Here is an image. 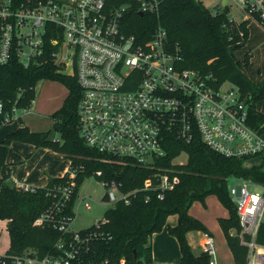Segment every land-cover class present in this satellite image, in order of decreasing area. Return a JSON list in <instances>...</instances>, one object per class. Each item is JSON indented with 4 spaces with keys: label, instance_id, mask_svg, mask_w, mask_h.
<instances>
[{
    "label": "built area",
    "instance_id": "built-area-1",
    "mask_svg": "<svg viewBox=\"0 0 264 264\" xmlns=\"http://www.w3.org/2000/svg\"><path fill=\"white\" fill-rule=\"evenodd\" d=\"M229 3L238 9L240 21L255 22L263 28L264 0H223L222 6L228 8ZM134 11L140 16L158 17L160 2L0 0V69L12 59L25 68L40 64L45 38L50 35L49 43L55 47L50 59L73 75L80 88L79 136L87 147L118 161L155 167L166 156L170 138L183 144L197 138L227 158L263 156L264 131L252 125L249 104L239 89L229 82L215 83L211 74L181 68L180 57L169 48L167 32L160 24L150 29L144 41L129 35L127 19ZM16 103L7 105L0 99V127L17 123L27 110ZM162 169L154 174L156 184L146 179L140 190L155 191L159 199L172 190L178 179L171 169ZM68 177L66 185L53 188L52 207L34 225L52 223L62 234H71L69 238L59 239L54 252L42 258L26 250L21 255H0V264H96L81 259V251H87L94 235L71 231L72 219L57 215L75 186V171ZM101 184L104 202L111 206L118 201L127 204L135 192H121V185L115 181ZM14 185L22 191L33 190L24 184ZM250 185L260 191L251 192ZM227 190L240 226L239 232L231 231V235L247 248L246 264H264V245L256 241L258 228L264 223V186L227 179ZM85 199L83 196L81 204L89 210ZM99 223L104 219L96 225ZM201 247L209 256L208 264H218L209 235L204 234Z\"/></svg>",
    "mask_w": 264,
    "mask_h": 264
},
{
    "label": "trees",
    "instance_id": "trees-1",
    "mask_svg": "<svg viewBox=\"0 0 264 264\" xmlns=\"http://www.w3.org/2000/svg\"><path fill=\"white\" fill-rule=\"evenodd\" d=\"M116 4L120 1H114ZM158 17L132 12L127 19V33L136 40L149 38V31L160 24L167 32L169 48L180 57V66L211 74L214 82H229L235 85L249 104V114L254 128L264 131V114L257 112L255 104L264 96V76L255 83L241 71L246 67L250 53L246 52L242 62L236 60L234 51L243 47L248 39L249 21H235L228 17L225 6L213 12L197 0H159ZM264 28V26H263ZM50 35L44 41V54L38 61L23 67L17 59L0 69V99L7 105L14 104L21 93L24 97L16 106L29 109L35 97V87L39 81L50 80L61 83L68 91L62 106L55 111L52 130L35 133L20 125L7 134L0 142V220L7 221L6 230L10 240L9 255H21L26 250L38 258L54 252L59 239L69 238L62 234L52 223L44 222L35 226L34 221L55 201L52 190L55 186L66 185L69 172L75 171L72 195L61 212L62 217H74L73 206L77 197L78 184L88 176L98 181H115L121 185V192L130 193L128 203L118 201L104 212V223L92 225L78 231L83 235L92 233L87 251H81L83 263L100 264H152L150 238L166 228L167 233L176 239L179 251V264H208L209 256L200 252L195 255L188 244L187 233L206 232L203 224L192 217L188 210L193 201L205 206L204 199L214 195L228 211L227 218H219L218 225L223 233L227 247L232 255L233 264H246L247 248L240 244L236 235L239 232V219L228 190L227 179L250 181L264 186L262 166L245 167L248 158H227L195 138L189 144L179 143L170 138L166 156L157 161L155 167H142L130 161H118L99 154L87 147L78 134L77 105L80 88L73 75L63 72L59 64L50 59L55 50L49 43ZM12 141L32 144L35 148L51 149L69 160L67 173L61 178H52L44 188L22 191L8 182L10 169L6 164L8 148ZM181 154L186 155L184 163L174 160ZM171 169L178 184L166 191L162 199L155 191H142L146 179L156 180L158 169ZM161 170V171H162ZM106 201L104 197L102 199ZM177 216L175 226L166 225L167 217ZM256 241L264 245V223L260 224ZM7 263V262H6Z\"/></svg>",
    "mask_w": 264,
    "mask_h": 264
},
{
    "label": "rangeland",
    "instance_id": "rangeland-1",
    "mask_svg": "<svg viewBox=\"0 0 264 264\" xmlns=\"http://www.w3.org/2000/svg\"><path fill=\"white\" fill-rule=\"evenodd\" d=\"M201 1L207 8L214 10L216 8H223L222 1L223 0H197ZM228 17L235 18L237 22L241 19V14L238 9L235 8L231 3L228 4ZM248 39L245 45L234 51V56L236 60L242 62L243 56L246 52L250 53V58L246 67H241V71L250 79L252 82L257 79L259 75L264 73V28H262L259 24L255 22H250V28L248 33ZM67 89L59 82L50 81V80H42L39 81L35 87V97L34 101L30 106V114L25 116L20 123L24 127H27L29 131L35 133L49 132L51 137L58 138L57 134H55L52 130L53 120L51 115L61 108L62 103L64 101L63 97L66 95ZM255 107L262 113H264V97L256 102ZM19 124H9L6 126L0 127V142L5 138L7 134L14 132L19 126ZM18 146H22L18 147ZM35 149L32 144L12 141L9 145V159H14L16 155L20 154L24 150ZM39 149V148H38ZM48 149V148H44ZM51 152L57 153L51 149H48ZM59 154V153H57ZM66 160V158H64ZM253 160L257 159L253 163H257L260 160L261 166L264 169V155L252 158ZM47 160L45 158L41 163H44ZM177 163H184L186 161V155L181 154L175 160ZM263 163V164H262ZM251 164V162H249ZM248 189L251 192H259L260 189L248 186ZM105 195V188L102 186L101 182L92 176H88L83 178L78 184L77 197L74 202L73 212L74 217L70 223L71 231H80L82 229H86L92 225H96V223L100 220H103L104 212L111 207L110 203L104 202L102 199ZM83 196H86L85 200H88L90 203V209L86 210L83 208L81 204V199ZM218 201V200H217ZM220 207L226 211V209L218 202ZM214 205H211V207ZM205 206L199 201H193L190 205L192 211L198 213V216H202L204 213L201 209H204ZM205 210V209H204ZM206 209L205 211H207ZM189 242L195 247V252L199 250L198 243L201 239L200 235L196 232L191 233L188 236ZM10 246V240L8 233L6 231V225L4 222L0 221V255L7 254V251Z\"/></svg>",
    "mask_w": 264,
    "mask_h": 264
},
{
    "label": "crops",
    "instance_id": "crops-1",
    "mask_svg": "<svg viewBox=\"0 0 264 264\" xmlns=\"http://www.w3.org/2000/svg\"><path fill=\"white\" fill-rule=\"evenodd\" d=\"M249 28H250V23L248 24V32H249ZM263 76L264 73L259 75L257 79L253 82L255 83L259 82L263 78ZM67 93L68 91H66V95ZM65 97H63V99H65ZM255 109L257 110V112L262 113L258 110V108L255 107ZM29 111L30 108L27 109L22 114L21 120H23L25 116L30 114ZM14 124H19V123L17 122ZM18 147L22 148V146H18ZM31 149L32 147H30V149L27 148V150H24L22 152L20 150L19 155H16L14 159L12 158L9 159L10 152L8 148L6 164L9 166L10 169V178L8 180L9 183L24 184L28 187H33V188H44L48 185L50 179L61 178L67 173L70 162L67 159L65 160L62 155L51 152L48 149H44V148H39V149L35 148L33 150ZM45 158H47V160L49 159L53 160V163H51V161L50 162L46 161L44 163H41ZM256 160L248 159L244 162L243 165L245 167L261 166L262 160H260L257 163H253ZM249 162H251V164H249ZM204 203H205L204 209L205 210L208 209V210L205 211L204 209H201V211L204 213L202 216H198V213L192 211V208H189L188 213L203 224V226L207 229V233L199 232V231L196 232L201 237L198 243L199 250L197 252H195V247L189 242L188 239V236L194 232L187 233L188 244L195 255L199 254L200 252H202L201 245L204 242V234H207L213 240V244L216 249L218 264H233L232 255L227 247L223 233L217 222L219 218H227L228 211L227 210L225 211L224 209H222V207H220L217 198L214 195H208L207 197H205ZM211 205L214 206L211 207ZM2 222H4L5 225L7 226L6 220ZM176 223H177L176 215H170L167 217L166 225L175 226ZM150 244H151L152 264H179L180 251H179L178 243L175 238H173L167 233L166 228H163L159 233L152 234L150 238Z\"/></svg>",
    "mask_w": 264,
    "mask_h": 264
},
{
    "label": "water",
    "instance_id": "water-1",
    "mask_svg": "<svg viewBox=\"0 0 264 264\" xmlns=\"http://www.w3.org/2000/svg\"><path fill=\"white\" fill-rule=\"evenodd\" d=\"M223 5H224V3H223ZM140 14V13H139ZM141 15V14H140ZM24 95H25V93L23 92V93H21L20 94V96L18 97V100L17 101H20L23 97H24Z\"/></svg>",
    "mask_w": 264,
    "mask_h": 264
}]
</instances>
